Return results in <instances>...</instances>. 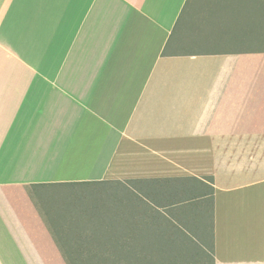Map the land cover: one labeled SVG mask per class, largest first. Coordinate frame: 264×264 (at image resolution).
I'll return each mask as SVG.
<instances>
[{"label": "crops", "instance_id": "0c3cea01", "mask_svg": "<svg viewBox=\"0 0 264 264\" xmlns=\"http://www.w3.org/2000/svg\"><path fill=\"white\" fill-rule=\"evenodd\" d=\"M190 1L0 0V264H72L43 196L106 184L264 264V53L182 52Z\"/></svg>", "mask_w": 264, "mask_h": 264}, {"label": "rangeland", "instance_id": "374dc122", "mask_svg": "<svg viewBox=\"0 0 264 264\" xmlns=\"http://www.w3.org/2000/svg\"><path fill=\"white\" fill-rule=\"evenodd\" d=\"M234 5H238L236 0H191L177 27L178 49L200 54L264 50L259 43L232 41L224 26L239 22L231 13ZM165 192L164 185L157 188L155 184L90 185L53 190L43 196V204L66 250L84 254L79 264H114L118 262L116 248L130 244L141 252L165 242L162 237L173 238L177 247L182 245L183 264H212L211 246L199 245L189 230L191 224H174L166 215L165 199H160ZM132 233L135 241L122 240ZM137 259L135 264L143 263L141 256ZM154 259L158 263L165 260Z\"/></svg>", "mask_w": 264, "mask_h": 264}, {"label": "trees", "instance_id": "16d2710c", "mask_svg": "<svg viewBox=\"0 0 264 264\" xmlns=\"http://www.w3.org/2000/svg\"><path fill=\"white\" fill-rule=\"evenodd\" d=\"M238 5H234V8L231 9V13H234V17L238 19L237 24H226L224 28L228 31L231 36H233L232 41L235 42H247V43H259L264 45V0H236ZM242 8V9H241ZM245 20L247 22H241V20ZM262 34V35H261ZM243 48V47H242ZM245 48V47H244ZM251 48V45H249ZM234 52V51H233ZM229 52V53H233ZM228 53V52H227ZM236 54L243 53H264V50L257 51H236ZM151 234L154 231H150ZM166 232V231H165ZM169 232V231H168ZM135 234H137L135 230ZM124 236L122 240H128V242L135 241L136 237L133 236ZM173 235V233H172ZM161 244L156 245L153 249H147L139 252V247H133V245H124L123 247L116 248L117 253L116 259L118 258V262L114 264H135L136 261L139 260L137 257L141 256L143 263L141 264H159L166 263L168 264V260H171L172 264H183L181 260L182 253V245L178 246L175 244L173 238H161ZM159 240V241H160ZM181 247V248H180ZM79 252V251H78ZM70 252L72 264H79L80 259L82 257V252ZM159 256L161 259H165L161 262H157L154 258ZM212 264H215L214 258L212 259ZM142 262V261H141ZM170 263V262H169ZM83 264V263H82Z\"/></svg>", "mask_w": 264, "mask_h": 264}]
</instances>
